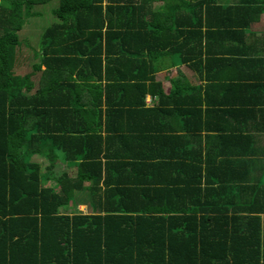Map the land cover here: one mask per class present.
Listing matches in <instances>:
<instances>
[{"label": "trees", "instance_id": "obj_1", "mask_svg": "<svg viewBox=\"0 0 264 264\" xmlns=\"http://www.w3.org/2000/svg\"><path fill=\"white\" fill-rule=\"evenodd\" d=\"M51 1L0 0V264H264V182L246 175L254 170L257 159L230 160L215 150V157L206 159L202 151L197 157H179L182 163L175 157L127 160L111 156L103 161L101 150L99 154L91 150L94 137L87 140L84 135H73L72 140L62 138L58 143L42 139L46 130L35 121H40L43 109L65 116L64 103L49 107V85L59 80L58 70L64 63L78 68L97 61L101 72V42L90 52V41L103 38L106 16L111 11L122 15L118 25L121 31L116 36L122 42L118 55L123 53L120 64L127 73L125 81H130L129 65L123 64L125 51L132 49L128 42L133 36L137 41L143 35L132 28V20L136 13V22L144 21L146 4L155 0H107L106 4L104 0H59V7L53 11L57 22H34L44 15L42 9L34 11L33 7ZM160 1H165L168 8L163 13L168 19L163 27L179 32L175 41L170 40L174 54L187 48L192 39L202 40L203 28L235 27L223 21L209 22L216 13L231 22L247 17L239 25L244 30L264 13V0H239L230 6L218 4V0ZM178 18L184 28H178ZM31 25L37 27L40 38L30 31ZM160 30L159 26L154 30L155 45L138 46L129 63L144 56L147 47L148 54L151 51L154 57L160 56L166 49L165 42L158 43L166 41L162 32L158 34ZM257 61L249 56L250 63ZM186 62L182 59L181 64ZM97 78L89 77L91 81ZM87 85L97 89L98 97L102 95V81ZM132 85L144 88L140 83ZM157 87L154 84L155 100L156 94L163 95ZM132 97L128 108L118 111L123 118L147 123L149 114L163 118L164 110L158 102L146 109L144 95L138 96L134 89ZM118 100L111 107L124 109L121 101L128 102V95ZM180 102L172 112L184 119L186 129L202 130L194 126L204 118L209 125L206 128L215 129L205 116L220 113L215 105L207 103L204 111L203 102ZM133 104L136 106L131 107ZM141 124L121 128L125 133L121 137L135 143V135L151 132L152 128ZM76 139L85 142V147L79 144L83 150L74 149ZM35 140H39L38 145ZM223 143L224 139L217 147L224 151ZM180 146L177 141L165 144L162 154L167 148L180 152ZM58 149L65 161L72 163L73 176L63 173L54 177ZM243 150L252 155L256 151L251 141ZM35 153L46 158L47 166L33 160ZM206 163L212 165L206 169ZM144 168L147 170L142 171ZM80 199L90 205V213L77 212ZM71 201L74 214L61 212L60 207ZM240 252L247 255L245 260Z\"/></svg>", "mask_w": 264, "mask_h": 264}, {"label": "crops", "instance_id": "obj_2", "mask_svg": "<svg viewBox=\"0 0 264 264\" xmlns=\"http://www.w3.org/2000/svg\"><path fill=\"white\" fill-rule=\"evenodd\" d=\"M104 1L106 4L107 0ZM238 1L218 0V4L230 6ZM165 9L168 10L165 1L155 0L146 4V19L144 21L136 22V13L134 15L135 20H132V28L135 31H142L144 38L142 35L141 39L135 41L133 36L132 41L128 42V46L132 49L125 51L127 56L123 64L128 63L129 65L127 70L131 77V79L129 78L130 81H125L128 79L127 73L125 74L123 71L125 68L120 64L123 58L119 56L123 53L118 55L121 52L122 42L116 36L121 31L118 25L122 21L120 18L122 15L118 11L105 13L107 18L102 31L103 38L91 40L89 49L90 52L95 51L96 46L98 47L99 42H101L98 57L102 61V70L100 72V64L97 61L90 65H82V67L80 65L78 68L75 66L70 68L67 63H64L63 67L58 70L61 72L60 77L57 78L59 80L49 85V107L52 108L53 104L64 103L65 116H57V113L52 109L49 112L43 109L45 111L39 114L40 121H35L46 130L42 139L48 140L49 143H58L62 138L71 139L73 135H84L87 140L94 137L90 142H94L91 150L96 154H99L101 150L99 156L103 161L111 156L115 158L119 156L127 160L171 157L179 160V157H186L187 154L190 155L189 157L200 156V151L203 153V158L206 159L209 156L215 157L213 152L219 150L224 153L225 158H230V160L257 159L258 161L252 165L254 170L247 172L246 175L264 182V63H260L261 59L264 60V25L263 28H256L257 24H264V13L245 30L239 25L245 23L247 17L231 22L228 17L223 18L220 13L213 14L214 16L208 19L209 22L223 21L235 27L227 29L229 27L227 25V27L221 28H203L202 40L192 39L187 48L181 50L182 53L179 51L178 54H174L169 48L170 40L176 39L179 32L174 33L169 31L172 29L167 28V26L163 27L165 21H168L166 19L167 14L163 15ZM156 14L159 15L156 16ZM180 20V18L177 19L178 28H184L180 27ZM55 21L57 22V19L51 21L50 24H54ZM158 26L161 29L158 34L162 32L166 40L158 43L165 42L166 49L161 52L160 56L154 57L151 51L148 54L147 47L144 56L129 63V57L136 54L138 46L142 47L145 43L152 47L155 45L154 30ZM243 32H247V34ZM250 32H252L251 36ZM111 33L113 34L112 38H110ZM177 39L179 40V38ZM80 40L82 39L77 41ZM249 56L257 58L259 61L252 64L249 62ZM190 58L192 59L189 60ZM182 59L187 60V62L181 64ZM190 64L196 65L192 68ZM45 68L46 65H43V69ZM93 75L98 77V81L89 79ZM144 77L145 79L142 80ZM99 81H102L104 86V91L100 97H98L99 92H96L97 89L94 86L89 87L87 85ZM114 81L116 84L112 86L114 88L108 87ZM138 83L144 88L132 87V84ZM123 84H129V86L123 87ZM154 84L158 85L156 91L159 89L163 91L162 96L156 94L157 100L155 97L153 98ZM185 88H190L191 91ZM134 89L138 96H145L142 103L146 109L154 108L156 102L162 105L164 114L161 120L155 119L152 114H149L150 123L142 119L136 121L123 118L118 111L128 108ZM91 91L92 96L96 92V98L91 96ZM123 94L128 95L129 100L128 102L121 101V103H125L124 109L118 105L111 107V105L118 103V98ZM176 95H179V98ZM182 100L185 103L192 101L195 104L203 102L204 111L208 109L209 104L207 103H211L210 106L215 105L213 106L214 109H220V113L210 116L205 114L215 129L208 130L206 128L209 126L206 121L207 118L201 119L202 122L200 121L194 126L196 129L202 128V130L190 131L186 129L184 119L179 113L172 112L176 105L181 104L180 101ZM44 101L41 100L40 102ZM134 106L136 104L131 107ZM210 106L209 108H212ZM110 109L111 112H109ZM136 122L138 124L143 123L145 124H141L143 128H152V130L135 135V143H132L133 139L128 142L121 137L122 134H125L121 133L123 132L121 128L132 127L131 125ZM167 135L169 138H166ZM223 139L226 143L222 144L224 151L217 147V144L222 143ZM149 140L152 142L149 143ZM173 141H177V145H181L180 152L176 150L174 153L167 148V152L162 154L163 145ZM249 141L256 150L254 155L243 150L245 143H249ZM73 143L78 145L74 146L76 150H83L86 146L83 140L76 139ZM35 144L38 145L39 140H35ZM79 144L84 147L79 146ZM237 144L241 147L235 148ZM231 145L234 147L232 148ZM70 149L71 147L66 150L67 154L70 153ZM56 155L57 161L53 166L54 177L63 173L73 176L72 163L65 161L62 150L58 149ZM32 158L34 161L47 166L46 158L43 155L35 153ZM180 162L182 163V161ZM185 164H190V162L185 161ZM211 165L212 163H206L204 167L207 169ZM146 170L144 168L142 171ZM53 181L52 178L51 182L53 183ZM81 199L78 201L79 204H76L77 210L78 208H85L84 210L90 208V205ZM70 203L71 208L75 206L72 201ZM241 207L244 206L241 205ZM83 213L86 212L83 211ZM239 256L244 260V256L247 257L244 252H240Z\"/></svg>", "mask_w": 264, "mask_h": 264}, {"label": "rangeland", "instance_id": "obj_3", "mask_svg": "<svg viewBox=\"0 0 264 264\" xmlns=\"http://www.w3.org/2000/svg\"><path fill=\"white\" fill-rule=\"evenodd\" d=\"M59 7V0H53V1H51V2H49V3H47L46 5H43V6H34L33 7V10L34 11H36L37 9L39 10H43V15H44V17H40V18H34V16H33V18H34V22L36 21V20H48L47 21V23L49 24L51 21H53L54 19H56V17H55V15H54V13L52 12V10H55V9H57ZM33 18H31L29 21L31 22L32 20H33ZM31 24H33V23H31ZM263 23L262 24H257V26H256V28L258 27H261V28H263ZM29 28H31L30 29V31H32L33 33H36V35H37V37L36 38H40V32L37 30V27H33L32 25L29 27ZM260 30V29H259ZM33 41H35V40H33ZM85 209V208H84ZM84 209H81V208H78V212H86V213H90L91 211H92V209L91 208H87L86 210H84ZM71 210H72V208H71V203L69 202L68 204H66V205H64V206H62V207H60V211L61 212H63V213H67V214H70V215H73L74 214V212H71Z\"/></svg>", "mask_w": 264, "mask_h": 264}]
</instances>
